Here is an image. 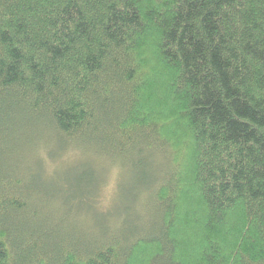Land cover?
Returning <instances> with one entry per match:
<instances>
[{
	"label": "trees",
	"instance_id": "obj_1",
	"mask_svg": "<svg viewBox=\"0 0 264 264\" xmlns=\"http://www.w3.org/2000/svg\"><path fill=\"white\" fill-rule=\"evenodd\" d=\"M29 159L143 217L66 233ZM0 264H264V0H0Z\"/></svg>",
	"mask_w": 264,
	"mask_h": 264
},
{
	"label": "rangeland",
	"instance_id": "obj_2",
	"mask_svg": "<svg viewBox=\"0 0 264 264\" xmlns=\"http://www.w3.org/2000/svg\"><path fill=\"white\" fill-rule=\"evenodd\" d=\"M35 161L29 159L28 164L25 165L26 171L29 172L25 174L30 175L26 180V186L30 188L28 193L33 198L34 203L46 212L47 218L55 221L57 225L60 224L66 233L71 229L73 231L74 229L81 230L83 233L89 228L95 237H100L101 230L104 231L107 224L116 218L119 219L127 215L129 222H131L133 216L138 215V208L130 205L128 199L123 202L122 199H118L116 194L117 174L114 170L108 171L109 174H106V177L100 175L94 178L98 182L99 177V180L104 183L99 199L103 205L98 206L89 200L87 204L81 203L75 194L77 191L75 189L76 182L82 184V190L88 186L85 192L95 193L94 179L83 182L82 179L79 180L75 176L69 177L64 173L66 168L64 160H51L50 162L41 160L40 164ZM117 179L118 181L121 180ZM72 193L73 198L70 196ZM138 216L143 217L142 214Z\"/></svg>",
	"mask_w": 264,
	"mask_h": 264
}]
</instances>
